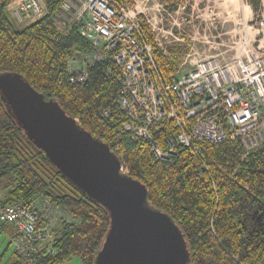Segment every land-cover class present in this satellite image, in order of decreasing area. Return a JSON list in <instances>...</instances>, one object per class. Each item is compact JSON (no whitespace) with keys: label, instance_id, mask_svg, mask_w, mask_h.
<instances>
[{"label":"trees","instance_id":"1","mask_svg":"<svg viewBox=\"0 0 264 264\" xmlns=\"http://www.w3.org/2000/svg\"><path fill=\"white\" fill-rule=\"evenodd\" d=\"M12 1L0 0V72L23 75L110 146L128 173L146 185L149 202L168 213L185 233L191 264H264V144L249 153L239 142L207 144L198 156L181 148L172 160L158 158L148 141L121 133L126 116L117 102L120 87L106 74L104 63L89 68L85 84L70 82L68 59L88 50L89 43L78 24L66 31L57 28L54 17L64 0H44L48 15L23 27L8 12ZM246 2L262 17V0ZM141 34L152 45L162 77L169 79L177 61L155 46L145 21ZM175 132L174 123L165 121L158 138L162 141ZM0 194L2 205L31 207L42 198L71 212L73 220L55 239L53 252L34 254V264H63L73 256L94 264L110 224L107 211L28 140L1 99ZM12 231L9 224H1L0 238ZM10 245L8 241L1 252L0 264H23L18 256L8 255Z\"/></svg>","mask_w":264,"mask_h":264},{"label":"built area","instance_id":"2","mask_svg":"<svg viewBox=\"0 0 264 264\" xmlns=\"http://www.w3.org/2000/svg\"><path fill=\"white\" fill-rule=\"evenodd\" d=\"M75 1L64 0L54 17L60 31L80 25V34L89 43L88 50L68 59L70 82L85 84L89 68L104 63L106 74L120 87L117 102L126 116L121 133L148 141L155 155L168 161L181 148L198 156L207 144L239 142L246 153L264 144V51L247 46L246 55L228 60L221 53L210 58L195 51L198 56L189 69L165 79L152 45L142 37L139 10L117 0H80L73 10ZM7 9L14 23L24 26L48 15L44 0H13ZM260 26L264 29V20ZM152 27L154 33L158 30L156 46L162 50L158 37L163 28ZM202 31L201 46L208 42ZM165 121H172L176 132L161 141L158 131ZM124 170L128 172L125 166ZM61 220L71 223V212L46 199L31 207L0 204V225L12 227V244L31 264L34 254L53 252L52 227Z\"/></svg>","mask_w":264,"mask_h":264},{"label":"water","instance_id":"3","mask_svg":"<svg viewBox=\"0 0 264 264\" xmlns=\"http://www.w3.org/2000/svg\"><path fill=\"white\" fill-rule=\"evenodd\" d=\"M0 99L28 140L107 211L110 224L94 264H191L185 233L149 202L146 185L106 142L19 73L0 72Z\"/></svg>","mask_w":264,"mask_h":264},{"label":"rangeland","instance_id":"4","mask_svg":"<svg viewBox=\"0 0 264 264\" xmlns=\"http://www.w3.org/2000/svg\"><path fill=\"white\" fill-rule=\"evenodd\" d=\"M124 5L139 10L142 22L145 21L150 27V33L156 36L152 26L163 28L159 32L162 42L163 53L170 59L177 61L176 70L172 77L178 76L184 69L191 67V62L197 59L195 51H202L206 55L215 57L221 53L226 60L236 55H246V49L251 47L255 51H264V29L261 28L263 17L255 14L246 0H131ZM80 0H76L73 10H77ZM73 19V11L69 12ZM148 22L150 24H148ZM19 27L24 25L16 24ZM197 28L200 32H197ZM202 30L206 33L207 43L202 44ZM177 38V40H176ZM205 41V39L203 40ZM158 49L159 47L156 46ZM166 50V51H165ZM165 51V52H164ZM223 52V53H222ZM1 195V194H0ZM47 200V199H46ZM49 201V200H47ZM22 205V204H19ZM65 221H56L52 227L54 246L55 239L61 233ZM10 242L9 254H14L21 258L23 264L29 263V257H24L18 253V249L12 244L10 237L0 238V254ZM63 264H83L81 259L73 256Z\"/></svg>","mask_w":264,"mask_h":264},{"label":"crops","instance_id":"5","mask_svg":"<svg viewBox=\"0 0 264 264\" xmlns=\"http://www.w3.org/2000/svg\"><path fill=\"white\" fill-rule=\"evenodd\" d=\"M262 5H263V7H264V0H262ZM262 17L264 18V10H263V12H262ZM204 33H203V31H202V34L201 35H203Z\"/></svg>","mask_w":264,"mask_h":264}]
</instances>
